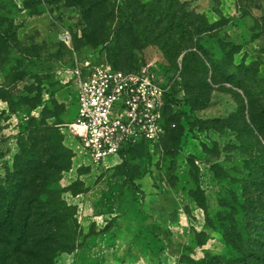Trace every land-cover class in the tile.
I'll return each mask as SVG.
<instances>
[{
	"label": "rangeland",
	"instance_id": "1",
	"mask_svg": "<svg viewBox=\"0 0 264 264\" xmlns=\"http://www.w3.org/2000/svg\"><path fill=\"white\" fill-rule=\"evenodd\" d=\"M74 57L147 65L170 81L161 137L92 160L66 127ZM248 71L264 108V0H0V178L28 122L55 129L71 155L55 187L77 224L73 249L50 246L44 264H195L223 253L218 199L235 189L230 178L242 177L250 154L261 150L264 162L254 109L228 79ZM172 201L185 214L175 231L152 217Z\"/></svg>",
	"mask_w": 264,
	"mask_h": 264
},
{
	"label": "trees",
	"instance_id": "2",
	"mask_svg": "<svg viewBox=\"0 0 264 264\" xmlns=\"http://www.w3.org/2000/svg\"><path fill=\"white\" fill-rule=\"evenodd\" d=\"M126 20L138 32L132 19ZM219 65L217 63L215 68L219 69ZM247 73L246 78L242 72L229 75L231 82H227L243 93L247 108L254 109L250 113L251 123L254 137L260 142L264 136V108L258 103L262 89L248 81L249 71ZM170 92L171 89L162 113L172 104ZM18 137L20 141L11 166L5 167V175L0 178V264L13 256L27 255L31 258L30 264H34V257L38 256L39 264H44L49 261L50 246L51 250L52 246L63 251L73 249L69 240L75 239L77 224L70 213L71 207L61 199V191L55 187L61 173L68 168L71 155L57 140L58 132L43 122H36V125L28 122ZM143 143L127 147L119 155ZM259 153L250 154L240 163L242 177L230 178L235 189L226 190V194L218 199L217 213L221 212V220L226 222L225 250L195 264H264V162ZM232 169L236 172L235 167ZM237 181L240 182L238 186Z\"/></svg>",
	"mask_w": 264,
	"mask_h": 264
},
{
	"label": "built area",
	"instance_id": "3",
	"mask_svg": "<svg viewBox=\"0 0 264 264\" xmlns=\"http://www.w3.org/2000/svg\"><path fill=\"white\" fill-rule=\"evenodd\" d=\"M75 89V116L67 130L94 161L163 134L162 109L171 82L147 65L114 68L73 58L68 70Z\"/></svg>",
	"mask_w": 264,
	"mask_h": 264
},
{
	"label": "crops",
	"instance_id": "4",
	"mask_svg": "<svg viewBox=\"0 0 264 264\" xmlns=\"http://www.w3.org/2000/svg\"><path fill=\"white\" fill-rule=\"evenodd\" d=\"M157 76H161V73L158 72ZM146 191L149 189L146 188ZM170 208H163L154 210L152 213L153 220H156L160 226L170 228L172 231H175L173 228L177 227L175 224L181 223L182 218L185 217L183 210L180 208L178 203L172 201ZM182 226V225H180ZM173 236V235H172Z\"/></svg>",
	"mask_w": 264,
	"mask_h": 264
}]
</instances>
